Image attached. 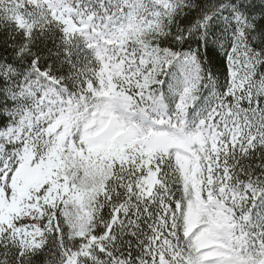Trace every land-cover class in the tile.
Listing matches in <instances>:
<instances>
[{"label": "snow or ice", "instance_id": "6c2138e0", "mask_svg": "<svg viewBox=\"0 0 264 264\" xmlns=\"http://www.w3.org/2000/svg\"><path fill=\"white\" fill-rule=\"evenodd\" d=\"M0 264H264V0H0Z\"/></svg>", "mask_w": 264, "mask_h": 264}]
</instances>
